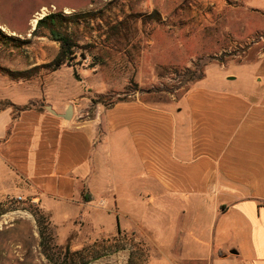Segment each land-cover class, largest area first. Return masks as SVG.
Instances as JSON below:
<instances>
[{"label": "crops", "instance_id": "obj_1", "mask_svg": "<svg viewBox=\"0 0 264 264\" xmlns=\"http://www.w3.org/2000/svg\"><path fill=\"white\" fill-rule=\"evenodd\" d=\"M241 1L215 0L211 28L227 10L233 33L254 25L235 11L261 9L262 0L243 7ZM176 2L164 8L165 3L143 0L138 8L146 14L172 11ZM160 32L150 35L145 55L159 38H168ZM232 34L226 37L232 40ZM259 44L245 53L251 55L244 57L247 82L238 74L223 75V62L216 75H204L174 101L134 92L106 107L96 102L91 117L79 123L72 107L79 89L63 94L69 88L60 80L62 67L47 76L59 81L56 101L28 106L23 99L0 97V201L21 196L50 216L113 202L118 236L146 234L147 248L156 252L148 264H264V44ZM113 47L118 45L108 43L106 50ZM121 47L127 52L129 45ZM141 64L126 85L146 81ZM99 68L85 71V78L93 93L103 95L107 90L97 93L94 86V76H102ZM142 215L152 221H142Z\"/></svg>", "mask_w": 264, "mask_h": 264}, {"label": "rangeland", "instance_id": "obj_2", "mask_svg": "<svg viewBox=\"0 0 264 264\" xmlns=\"http://www.w3.org/2000/svg\"><path fill=\"white\" fill-rule=\"evenodd\" d=\"M152 1L161 5L165 3L164 8L166 4L176 2ZM190 1L198 5L206 4L210 15L205 21L200 23V15L191 9L188 13L182 10ZM140 2L143 0H0V68L24 71L50 62L58 51V45L44 34L32 36L35 25L32 21L41 17L39 14L45 16L51 12H62L88 15L85 18L90 21L84 19L75 30L79 43L89 47L84 51L85 60L78 55L73 62L78 79L73 80V69L66 65L61 72L65 79H60L65 83V89L67 85L69 88L63 94L71 93L73 87L79 89L76 94L80 95L72 104L76 123L91 117L99 99L106 107L119 99H128L134 92L149 91L156 93V97L174 101L204 75L209 78L216 75L223 62L227 65L223 75L235 78L238 74L247 82L244 59L250 60L251 55L245 53L254 43H260L256 47L264 44V0L258 5L261 9L249 7L250 11H235L253 19L254 25L249 23L243 34L232 32L235 23L228 19V10L211 28L215 0H207L206 3L181 0L176 2L172 11L159 10L163 15L160 21L140 17L139 14L148 12L138 8ZM249 2L254 4L255 1L243 0L239 6H247ZM117 21H123V25L114 38L107 40V24ZM74 29L72 26L70 30ZM156 30L157 33L162 31L169 39L159 38L157 45L145 55L149 45L147 40ZM228 32L233 33L230 37L236 43L226 37ZM118 39L121 40L120 45L116 42ZM108 43L118 45V48L107 51ZM128 45V51L122 52L121 46ZM92 55L104 58V64L99 68L102 76L93 78L97 93L107 90L103 95L93 93L85 78V71H91L87 67L92 62ZM141 55L145 57L141 58ZM227 59L230 61L226 62ZM142 61L146 81L139 85L132 80V84L126 85L130 72H137L142 67ZM157 67L160 73H156ZM187 71L195 72L192 80L185 76ZM49 74L41 70L29 80L16 81L0 72V97L23 99L28 106L43 104L42 101L47 98L56 101L62 94L54 88L59 81L47 77ZM0 205V264H148L156 256V252L149 250L143 240L147 241L145 233L137 232L141 237L118 236V217L112 211L113 202L107 205L102 201L95 202L92 208L77 206L55 216L44 213L37 203L27 199L21 203L6 199L0 201ZM143 215L142 221H152L148 215Z\"/></svg>", "mask_w": 264, "mask_h": 264}, {"label": "trees", "instance_id": "obj_3", "mask_svg": "<svg viewBox=\"0 0 264 264\" xmlns=\"http://www.w3.org/2000/svg\"><path fill=\"white\" fill-rule=\"evenodd\" d=\"M87 16L88 15L64 14L62 12H51L46 14L37 21L35 30L32 31L31 35L39 36L40 34H44L43 36L47 37L50 41L55 42L58 45V51L55 57L46 64L36 65L28 70L11 71L6 68H0V72L7 75L11 80H29L36 74H38L41 70H45L51 73L66 65L73 69V76L75 79H78V75L76 73L75 65L73 64V62L77 59L78 55L82 58V60H85L84 51L89 47L79 43L75 30L76 27H78V25H80L84 19L86 20V22H90L85 18ZM139 16L146 20L160 21V15L155 10H153L149 14H139ZM122 25L123 21L108 23L106 39L110 40L114 38L116 34H118L117 30ZM72 26L75 28L74 31L70 30ZM91 58L92 62L88 65L87 68L91 69L95 66H101L102 64H104V60L101 58L99 59V57H97L96 55H92ZM185 76H187L189 80H192V78L195 76V72L187 71ZM198 79H200V77H198ZM121 100L123 99H119L117 101ZM98 101H100V99ZM83 199L85 201H89L88 197L85 195L83 196Z\"/></svg>", "mask_w": 264, "mask_h": 264}, {"label": "built area", "instance_id": "obj_4", "mask_svg": "<svg viewBox=\"0 0 264 264\" xmlns=\"http://www.w3.org/2000/svg\"><path fill=\"white\" fill-rule=\"evenodd\" d=\"M187 7L189 9H191L193 12H196L198 15H200V17H199L200 23L202 21H205L206 20L205 18H207L209 16L207 7L204 9L203 5H198L194 1H190ZM11 200H13L14 202H17V203H21V202L25 201V199H23L21 196L13 197V198H11Z\"/></svg>", "mask_w": 264, "mask_h": 264}, {"label": "water", "instance_id": "obj_5", "mask_svg": "<svg viewBox=\"0 0 264 264\" xmlns=\"http://www.w3.org/2000/svg\"><path fill=\"white\" fill-rule=\"evenodd\" d=\"M42 17H43V16H42ZM42 17H39V18L36 20L35 25L32 27V30H35V26H36V24H37V21H38L39 19H41ZM70 114H71V108L69 107V108L67 109V111H66V115H65V117H66V118H69V117H70ZM232 253H234V252H232Z\"/></svg>", "mask_w": 264, "mask_h": 264}, {"label": "bare ground", "instance_id": "obj_6", "mask_svg": "<svg viewBox=\"0 0 264 264\" xmlns=\"http://www.w3.org/2000/svg\"><path fill=\"white\" fill-rule=\"evenodd\" d=\"M43 13V12H42ZM39 16H41L42 17V14H39ZM35 22H36V20H33L32 21V24L34 25L35 24Z\"/></svg>", "mask_w": 264, "mask_h": 264}]
</instances>
